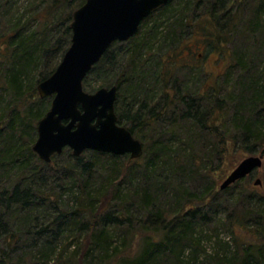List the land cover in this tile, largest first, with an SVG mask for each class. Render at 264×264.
<instances>
[{"label": "trees", "instance_id": "1", "mask_svg": "<svg viewBox=\"0 0 264 264\" xmlns=\"http://www.w3.org/2000/svg\"><path fill=\"white\" fill-rule=\"evenodd\" d=\"M86 1L0 0V264H264V181L262 191L250 182L232 198L251 176L222 192L208 179L209 165L238 143L264 154V55L235 52L233 108L217 92L214 103L209 93L189 92L170 72L186 66L176 49L189 29L221 33L238 24L233 0H190L153 23L170 1L85 79L91 93L118 88V123L144 142L142 158L75 157L67 148L46 163L34 152L36 124L51 107L38 86L70 48L73 15ZM258 6L248 27L264 48V0ZM198 8L202 17H190ZM19 102L24 113L13 109ZM221 221L232 229L233 252L218 233Z\"/></svg>", "mask_w": 264, "mask_h": 264}, {"label": "water", "instance_id": "2", "mask_svg": "<svg viewBox=\"0 0 264 264\" xmlns=\"http://www.w3.org/2000/svg\"><path fill=\"white\" fill-rule=\"evenodd\" d=\"M171 0H87L73 15L72 42L56 71L38 86L42 99L52 97L50 110L39 121L33 150L50 163L66 148L80 157L86 151L138 160L144 145L118 123L115 110L118 88L84 90V81L115 42H125L141 24ZM264 154L242 160L220 185L226 190L260 170ZM255 186H262L257 178Z\"/></svg>", "mask_w": 264, "mask_h": 264}, {"label": "rangeland", "instance_id": "3", "mask_svg": "<svg viewBox=\"0 0 264 264\" xmlns=\"http://www.w3.org/2000/svg\"><path fill=\"white\" fill-rule=\"evenodd\" d=\"M173 1L175 2L170 8L163 11L162 14H156L153 16V23L162 22L164 18L168 17V15L175 12L176 10H182L185 8V5L190 3V0ZM259 4L260 0H233L232 6L234 9L230 10V12H233V14L236 12H241V14H239V17L240 15L241 17L238 24L236 23L235 26L230 27L229 31L226 29L220 33V31L217 30L211 31V29H204L199 31L197 30L193 33V30L189 29L188 33L186 32V34L181 37L180 46L176 49L177 51L175 50L178 55L176 58L181 63L186 64V66L172 69L170 72L172 73V76H176L175 78L179 80V83L183 88L187 87L189 92L199 96L200 94L203 95L209 93V101L212 99L211 101H213V103L216 99L215 92H217L219 97L227 98L229 101H226V104L233 108V100L235 99L233 96L239 93L237 80L240 76L239 74L241 73V67L236 60L235 52L242 53L250 49L253 53H255L256 56L259 54L262 56L264 55L263 45L259 42V35L261 34L258 32V30H254L256 31L255 33L252 32V29L250 28L249 30L248 27V24H250V21L252 20L253 12L257 7H259ZM239 5H243V8H241L240 11H238L240 9ZM203 11H205V8H198L196 15L192 13L190 17L198 16L197 19H200L202 17ZM189 21L193 22V20ZM251 32L253 35L250 34ZM249 37H251L252 40ZM155 61L156 59L153 62ZM255 61L258 65L259 61ZM91 80H93V78ZM93 82L94 80L91 83L93 84ZM39 99L46 102L50 101L52 103V97L42 99L39 96ZM40 100L38 101L39 104L42 102ZM204 104L205 107L212 105V103H206V100L204 101ZM13 109L16 112L24 113V110H26L27 107L19 102ZM228 123L229 121H226V126ZM37 127L38 123L36 124V128ZM227 128L232 129V126H227ZM29 132L30 134L34 133L32 132V129H30ZM146 132L149 137L152 136L150 130H147ZM37 135L38 133L36 129V136ZM142 143L144 142L142 141ZM236 147V150H232L231 153L227 154L223 161L215 160L209 165L212 169V173L208 179L210 182L214 181L216 183V191H224L220 189V185L242 160L251 155L260 154V151L254 153L243 151L241 149V143H238ZM66 160H68L67 157H59L57 159L59 162H65ZM256 178H260L262 181H264V167L255 171L250 179H247L245 183L233 188L229 196L232 195V198L239 196L242 192L247 190V185L250 182L253 189L262 191L261 187H256L254 185ZM221 216L224 218L227 216V214L222 213ZM217 227L220 228L218 230V233H220V238L229 241L231 245V252L235 251L236 245L234 241V235L232 234V229L225 227L223 222L220 223V225H217ZM212 228L214 227H210V229ZM211 232L212 231L210 230L207 232L205 231L204 235L211 236ZM204 244L205 248L212 251L210 247L212 245L206 243Z\"/></svg>", "mask_w": 264, "mask_h": 264}]
</instances>
